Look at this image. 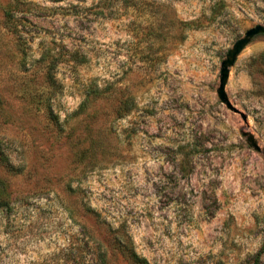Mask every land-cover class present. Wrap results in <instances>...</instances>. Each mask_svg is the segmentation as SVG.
<instances>
[{"label": "rangeland", "instance_id": "obj_1", "mask_svg": "<svg viewBox=\"0 0 264 264\" xmlns=\"http://www.w3.org/2000/svg\"><path fill=\"white\" fill-rule=\"evenodd\" d=\"M258 24L264 0H0V264H264V33L226 85L246 117L217 93Z\"/></svg>", "mask_w": 264, "mask_h": 264}, {"label": "water", "instance_id": "obj_2", "mask_svg": "<svg viewBox=\"0 0 264 264\" xmlns=\"http://www.w3.org/2000/svg\"><path fill=\"white\" fill-rule=\"evenodd\" d=\"M264 33V25L258 24L256 26H253L249 28L245 35L241 38H239L232 48L229 49L226 57L223 59L221 63V70H220V84L217 89V93L219 98L223 103L227 105L228 108L240 112L243 117H246V115L241 112L235 105L232 104V102L229 99V96L226 91V85L230 76V70L231 67L235 64L238 55L242 52V50L253 40V38L259 34ZM249 141L252 146H254L256 149L261 150V146L256 142L254 139V136L249 137Z\"/></svg>", "mask_w": 264, "mask_h": 264}, {"label": "trees", "instance_id": "obj_3", "mask_svg": "<svg viewBox=\"0 0 264 264\" xmlns=\"http://www.w3.org/2000/svg\"><path fill=\"white\" fill-rule=\"evenodd\" d=\"M5 17L8 21H11L12 24L18 25V23L22 20V17L19 16L18 14L15 13V11L11 10V9H6L5 11ZM4 189L0 190V205H2V202L4 201V199L1 196V193ZM131 257L134 260V262H136L137 264H150L149 261L144 258L139 256L136 252H131Z\"/></svg>", "mask_w": 264, "mask_h": 264}]
</instances>
